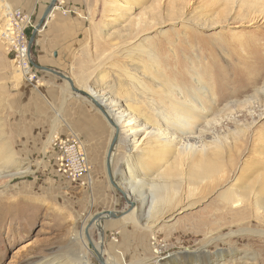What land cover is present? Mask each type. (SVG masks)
I'll return each mask as SVG.
<instances>
[{"label":"rangeland","instance_id":"1","mask_svg":"<svg viewBox=\"0 0 264 264\" xmlns=\"http://www.w3.org/2000/svg\"><path fill=\"white\" fill-rule=\"evenodd\" d=\"M131 1L57 0L32 61L41 62V41L56 63L50 68L92 96L119 101L120 110L135 104L142 121L167 104L150 125L163 124L183 101L205 110L194 137L212 152L214 140L224 146L196 166L225 174L201 181L195 196L182 166L169 179L179 186L175 207L161 203L149 214L151 183L165 179L177 153L163 164L155 135L131 152L124 137L114 140V120L66 79L37 69L39 86L24 79L0 39V264H156L157 257L196 264L191 253L205 245L198 264H264V232L242 231L264 230V0ZM5 7L0 0V31ZM39 20L33 15L29 39ZM52 133L87 138L89 177L73 181L57 171ZM135 166L142 180L132 193L121 178ZM231 190L241 208L227 202ZM106 211L117 217L94 219Z\"/></svg>","mask_w":264,"mask_h":264},{"label":"bare ground","instance_id":"2","mask_svg":"<svg viewBox=\"0 0 264 264\" xmlns=\"http://www.w3.org/2000/svg\"><path fill=\"white\" fill-rule=\"evenodd\" d=\"M126 1L132 2L131 0H126ZM92 94L94 95L93 97L95 100L101 101L103 105L107 107L108 109L107 115L109 114L108 115L109 119L114 120V123H115L114 131L117 134L115 137L116 139L114 140H118L120 136L124 137V140L127 143H129L131 147H133V150L131 152H137L139 150V147L142 141H145L151 135H155L158 137L159 139L158 142L161 144L160 152H161V157L163 158L161 159L163 161V164L164 162L165 164L167 163V156L171 154L174 155V153H177L174 158L175 159L174 164L167 165L161 172L163 178L165 179L159 180L158 182L154 181L151 183L152 193L150 197L151 205L149 209V214H151V211L154 208V205H159L161 203H162L161 205L163 207V210H166L169 208L173 209L175 207L174 205L170 206L169 204L174 201L177 194L179 193V186L175 182L170 181L169 179L171 178V176H174L176 174H182L183 173L182 166H185L187 164L189 167V172L191 176V181L189 182V186L191 190L194 191L195 196H196V192L201 188V185H202L201 181L218 180L220 174L222 175L224 173L225 170L221 166L220 167H216L213 165H210L207 167L200 166V165L196 166L199 162H202L206 159H211L213 156L220 153V151L223 149V146H224L223 139H220V138L216 139L214 140V145H215L213 147L214 152H212L209 149V147L205 145L203 141L197 140V138L194 137L195 136L194 135L195 133L194 124L198 121L200 117L204 116L202 114L204 113L205 110L197 109L192 106H184L183 104L189 103V101H183L182 103H178L174 105L173 106L174 110L171 113L166 114L165 116H163L162 114L164 118L163 119L164 123L157 126L156 124L150 125V123H153L156 119L160 117L161 115L160 113H162V111L168 107L167 104H163L161 108H158L155 111H153L152 114L147 115L145 117V120L142 121V119H140L135 113V109L137 108L135 104H129V106H127V110H120L119 101L113 100L110 97H106L102 92L97 91V90L96 91L93 90ZM151 126H153L152 130L147 131L144 135H142L143 137L139 136L141 132L144 133L147 130V128ZM240 133L241 132H238L237 134L240 135ZM193 139L194 141H192ZM114 147L115 146L113 144L111 151H110L109 159H108L110 162V165L112 164V159H113V155L115 152ZM174 169H175V172L173 171ZM139 170L140 169L135 166L132 168H128L125 174L122 173L123 176L121 178V182L130 191L132 188L133 189L132 193H135L137 191L135 190V186L136 184L140 183L142 180L139 176ZM1 174L3 173L0 171V177L4 176ZM144 179L146 180V178ZM192 181H194V183H191ZM213 184L214 183L212 182L211 185L213 186ZM231 192L233 193V195ZM231 192L230 194H227V196L225 197L227 202L231 204L232 208H235V209L241 208L244 203L242 196L233 190H231ZM197 202L198 201L195 199L194 202L189 205H194ZM156 211L157 210H155V212ZM106 215L108 214L103 213V215L102 214L97 215L96 217H94V219H97L99 217L103 219L102 217H105ZM101 219L97 220V222L100 221L99 224H102ZM89 226L90 225L88 223L86 227L88 228ZM242 229H243L242 231L249 230L250 232L252 231L253 232H264V230H256V229L252 230L251 228L250 229L242 228ZM100 230H101V233L104 231L103 229H100ZM216 239L218 238L216 237ZM213 240H215V238H213ZM205 247L206 245L199 247L196 250H194V252L191 253V255L194 256V261H196V264H198L199 262L198 253L200 251L207 250L205 249ZM214 247L216 246H213V248ZM221 252H222L221 250L218 251V257H220ZM188 253L190 254V252ZM189 256L190 255H188L186 258H192ZM100 259H103V257L101 258L100 256ZM202 259H206V258H202ZM101 261L103 264H107L105 261L103 260ZM161 261L162 260L160 257L156 258V264H164V261L163 262Z\"/></svg>","mask_w":264,"mask_h":264},{"label":"built area","instance_id":"3","mask_svg":"<svg viewBox=\"0 0 264 264\" xmlns=\"http://www.w3.org/2000/svg\"><path fill=\"white\" fill-rule=\"evenodd\" d=\"M64 13L67 11L64 10ZM4 15L0 39L21 76L34 86H39L40 77L32 64L28 38V30L32 26L33 15L12 7H5ZM52 144L56 151V169L59 173L73 181L81 179L85 174L90 176L91 165L82 138L74 134L67 137L54 136Z\"/></svg>","mask_w":264,"mask_h":264},{"label":"crops","instance_id":"4","mask_svg":"<svg viewBox=\"0 0 264 264\" xmlns=\"http://www.w3.org/2000/svg\"><path fill=\"white\" fill-rule=\"evenodd\" d=\"M52 1L53 0H4V2L7 5H9L10 7L14 8V9H21L25 13H29V14H32V15H36V18H37V16H40V20H39L38 24L40 23L43 15L45 13V11L49 8V6H50V4H51ZM54 12H55V9H53L52 14H54ZM38 33H37V35H38ZM38 42L39 41L37 40L36 41V44L38 46L40 44V48L38 49V51L40 52L39 55H40V59H41L40 61L41 62L39 64H37V63L36 64L39 65V66L48 67V68H50V66L51 67H54V65L56 63L53 62L52 57L51 58L49 57L48 52H45V50L41 46V41L39 43ZM43 51H44V53H43ZM54 53H55V51H54ZM36 69L39 70V71L45 72V74L46 73H49V74H52L54 76L60 77L59 75H57V74H55V73H53L51 71L43 70V69H40V68H36ZM51 69H53V68H51ZM54 70H56V69H54ZM49 76H48V78H50ZM54 136L67 137L68 135L65 134V133H62V134L52 133L50 135V141H51V143L53 141ZM82 139H83V137H82ZM85 139L87 140V138L84 137V142H85ZM85 148H86V145H85ZM53 150H54V148H53ZM54 152L56 153L55 150H54Z\"/></svg>","mask_w":264,"mask_h":264},{"label":"water","instance_id":"5","mask_svg":"<svg viewBox=\"0 0 264 264\" xmlns=\"http://www.w3.org/2000/svg\"><path fill=\"white\" fill-rule=\"evenodd\" d=\"M56 1H57V0H53V1L51 2L49 8L45 11V13H44V15H43V17H42L40 23L35 27V29H34V31H33V33H32V36H31V38L29 39V47H30V49L32 48V45H33V43H34V40H35V37H36L38 31L40 30V28H41V27L43 26V24L45 23L46 18L49 16L50 12L52 11V9H53V7H54ZM32 64H33L36 68H40V69H43V70L51 71V72H53V73L59 75L60 77L66 79V80L70 83V85H71V87H72V89H73L74 91H77V92H79V93L85 95L86 97L90 98V99L92 100V102L95 103V105H96V106H97V107H98L103 113H105V115L107 116V118H109L108 115H107L106 110L102 107V105L99 103V101L95 100L94 97H93L92 95L86 93L85 91L76 88L75 85H74L73 80H72L70 77H68V76L65 75L64 73L59 72V71H57V70H54V69H51V68H48V67L39 66V65H37L34 61H32ZM111 148H112V147H111ZM110 151H111V149H110ZM110 151H109V154H108V159H109ZM108 168L110 169V162H109V160H108ZM116 186H117V185H116ZM106 213H107L109 216L117 217V214L114 213V212H112V211H106Z\"/></svg>","mask_w":264,"mask_h":264},{"label":"trees","instance_id":"6","mask_svg":"<svg viewBox=\"0 0 264 264\" xmlns=\"http://www.w3.org/2000/svg\"><path fill=\"white\" fill-rule=\"evenodd\" d=\"M29 31V30H28Z\"/></svg>","mask_w":264,"mask_h":264}]
</instances>
